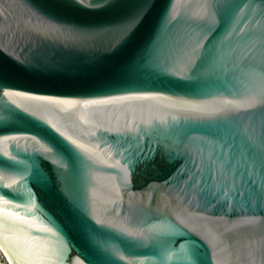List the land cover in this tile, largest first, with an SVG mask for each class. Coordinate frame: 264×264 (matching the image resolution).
<instances>
[{
  "label": "water",
  "instance_id": "obj_1",
  "mask_svg": "<svg viewBox=\"0 0 264 264\" xmlns=\"http://www.w3.org/2000/svg\"><path fill=\"white\" fill-rule=\"evenodd\" d=\"M11 264H264V0H0Z\"/></svg>",
  "mask_w": 264,
  "mask_h": 264
},
{
  "label": "rangeland",
  "instance_id": "obj_2",
  "mask_svg": "<svg viewBox=\"0 0 264 264\" xmlns=\"http://www.w3.org/2000/svg\"><path fill=\"white\" fill-rule=\"evenodd\" d=\"M0 264H9L7 262V259H5V257L1 254V252H0Z\"/></svg>",
  "mask_w": 264,
  "mask_h": 264
},
{
  "label": "bare ground",
  "instance_id": "obj_3",
  "mask_svg": "<svg viewBox=\"0 0 264 264\" xmlns=\"http://www.w3.org/2000/svg\"><path fill=\"white\" fill-rule=\"evenodd\" d=\"M4 257H5V259H7V262H8L9 264H11L10 261H9V259H8V257H7V256H4Z\"/></svg>",
  "mask_w": 264,
  "mask_h": 264
}]
</instances>
